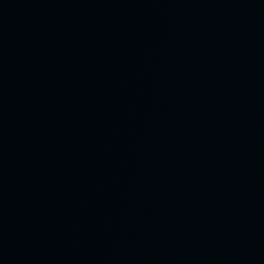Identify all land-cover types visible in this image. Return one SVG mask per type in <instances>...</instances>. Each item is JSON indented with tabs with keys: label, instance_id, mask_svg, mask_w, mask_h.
<instances>
[{
	"label": "water",
	"instance_id": "obj_1",
	"mask_svg": "<svg viewBox=\"0 0 264 264\" xmlns=\"http://www.w3.org/2000/svg\"><path fill=\"white\" fill-rule=\"evenodd\" d=\"M264 191V0H82Z\"/></svg>",
	"mask_w": 264,
	"mask_h": 264
}]
</instances>
